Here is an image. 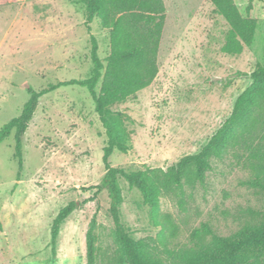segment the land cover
Wrapping results in <instances>:
<instances>
[{"label": "rangeland", "instance_id": "obj_1", "mask_svg": "<svg viewBox=\"0 0 264 264\" xmlns=\"http://www.w3.org/2000/svg\"><path fill=\"white\" fill-rule=\"evenodd\" d=\"M162 32L153 84L120 112L128 153L115 151L112 167L137 172L167 170L198 154L231 116L237 98L251 85L257 63L264 65V0H234L243 17L258 21L255 41L239 56L222 52L230 31L210 0H163ZM75 0H0V130L20 116L28 89L88 79L93 70L90 34L106 65L109 32L96 18L91 33ZM100 90V84L97 91ZM15 132L0 144V264H87V233L95 220L96 264H130L110 213V200L95 190L106 173V131L89 92L63 87L39 100L23 137V168L15 156ZM254 178L230 152L214 160L206 184L180 198L160 199L162 220L155 226L139 190L119 177L121 219L127 233L156 258L177 264L181 252L229 237L261 223L264 191L244 185ZM72 202L79 208L60 227L52 247V225ZM13 238V239H12Z\"/></svg>", "mask_w": 264, "mask_h": 264}, {"label": "trees", "instance_id": "obj_2", "mask_svg": "<svg viewBox=\"0 0 264 264\" xmlns=\"http://www.w3.org/2000/svg\"><path fill=\"white\" fill-rule=\"evenodd\" d=\"M210 2L230 27L222 52L230 56L241 55L245 48L253 45L258 21L243 17L234 0ZM74 3L84 7L85 26L89 33L90 25L96 18L102 28L109 32L110 54L106 65L99 57L95 36L90 34L91 76L84 80L60 82L40 91L29 88L30 97L20 116L0 130V144L15 132V156L21 171L23 137L33 120L39 100L63 87L86 89L107 136V145L103 149L106 173L100 183L92 188L95 190L94 197L103 193L108 195L117 235L130 264H171L154 257L143 242L134 240L127 233L121 219L123 197L119 177L124 178L130 188L139 190L144 204L150 207L153 224L164 228L171 222L169 217L162 220L160 199L175 195L183 204L187 189L204 186L208 173L213 170V161L224 160L230 152L243 160L254 175L244 185L264 191V65L257 63L250 75L252 83L237 98L231 116L198 154L184 157L167 170L145 167L137 172H126L109 163L115 151L128 153L130 150L123 128L124 119L128 117L120 112H112L111 108L128 102L156 80L160 43L166 23L165 3L163 0H75ZM253 3L254 0H249L247 13L253 10ZM78 208V202H72L54 219L51 231L53 249L62 223ZM257 214L262 220L260 224L246 226L229 237L212 234L209 242L181 252L177 264H264V213ZM94 231L95 220L87 233V264H96L97 237Z\"/></svg>", "mask_w": 264, "mask_h": 264}, {"label": "bare ground", "instance_id": "obj_3", "mask_svg": "<svg viewBox=\"0 0 264 264\" xmlns=\"http://www.w3.org/2000/svg\"><path fill=\"white\" fill-rule=\"evenodd\" d=\"M13 239V238H12Z\"/></svg>", "mask_w": 264, "mask_h": 264}]
</instances>
